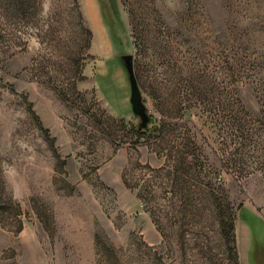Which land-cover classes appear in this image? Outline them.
<instances>
[{"label":"rangeland","instance_id":"obj_1","mask_svg":"<svg viewBox=\"0 0 264 264\" xmlns=\"http://www.w3.org/2000/svg\"><path fill=\"white\" fill-rule=\"evenodd\" d=\"M115 1L0 0V264H253L264 0Z\"/></svg>","mask_w":264,"mask_h":264},{"label":"water","instance_id":"obj_2","mask_svg":"<svg viewBox=\"0 0 264 264\" xmlns=\"http://www.w3.org/2000/svg\"><path fill=\"white\" fill-rule=\"evenodd\" d=\"M122 59L125 60L124 65L130 77V83H131L130 101L132 105V110L137 116L140 117V120H141L140 127L146 128L150 121V118L147 115L146 107L144 103L142 102L141 94H140L136 80L133 75V65H132L131 56H123Z\"/></svg>","mask_w":264,"mask_h":264},{"label":"flooded vegetation","instance_id":"obj_3","mask_svg":"<svg viewBox=\"0 0 264 264\" xmlns=\"http://www.w3.org/2000/svg\"><path fill=\"white\" fill-rule=\"evenodd\" d=\"M258 253H259V254H258ZM258 253H257V254L254 253V254L252 255L253 264H259V263H260V259H261V257L264 256L263 253H261V252H258ZM261 255H262V256H261Z\"/></svg>","mask_w":264,"mask_h":264},{"label":"trees","instance_id":"obj_4","mask_svg":"<svg viewBox=\"0 0 264 264\" xmlns=\"http://www.w3.org/2000/svg\"><path fill=\"white\" fill-rule=\"evenodd\" d=\"M113 2H115L116 3V1L115 0H112ZM230 231L231 232H233L234 231V225L232 224V225H230ZM231 242H233L234 243V235H232V241ZM233 260H237V256L235 255L234 256V259Z\"/></svg>","mask_w":264,"mask_h":264},{"label":"built area","instance_id":"obj_5","mask_svg":"<svg viewBox=\"0 0 264 264\" xmlns=\"http://www.w3.org/2000/svg\"><path fill=\"white\" fill-rule=\"evenodd\" d=\"M219 180H220V178L217 179V181H219Z\"/></svg>","mask_w":264,"mask_h":264}]
</instances>
